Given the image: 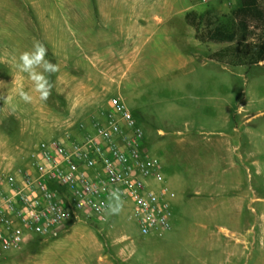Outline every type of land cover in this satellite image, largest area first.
<instances>
[{
    "label": "rangeland",
    "instance_id": "rangeland-1",
    "mask_svg": "<svg viewBox=\"0 0 264 264\" xmlns=\"http://www.w3.org/2000/svg\"><path fill=\"white\" fill-rule=\"evenodd\" d=\"M237 7L0 0V175L30 167L42 141H83L120 97L176 194L163 236L142 237L127 209L108 224L82 220L57 238L33 237L0 264H264V64L221 58L229 45L198 40ZM261 38L251 30L247 42ZM36 42L59 71L47 101L31 93L25 103L16 83L32 85L15 65Z\"/></svg>",
    "mask_w": 264,
    "mask_h": 264
},
{
    "label": "built area",
    "instance_id": "built-area-1",
    "mask_svg": "<svg viewBox=\"0 0 264 264\" xmlns=\"http://www.w3.org/2000/svg\"><path fill=\"white\" fill-rule=\"evenodd\" d=\"M217 2L230 8L235 0ZM146 136L120 97L112 98L103 123L83 141H42L30 167L0 175V262L33 237H59L71 223H109L110 193L118 190V213L129 209L144 238L173 229L176 194L159 160L148 157Z\"/></svg>",
    "mask_w": 264,
    "mask_h": 264
},
{
    "label": "trees",
    "instance_id": "trees-1",
    "mask_svg": "<svg viewBox=\"0 0 264 264\" xmlns=\"http://www.w3.org/2000/svg\"><path fill=\"white\" fill-rule=\"evenodd\" d=\"M194 19L189 14L186 21L195 27ZM251 30L262 34L260 43L248 44ZM198 33V40L202 43L229 45L215 53L221 58L227 57L235 63L264 64V0H238L230 22Z\"/></svg>",
    "mask_w": 264,
    "mask_h": 264
},
{
    "label": "clouds",
    "instance_id": "clouds-1",
    "mask_svg": "<svg viewBox=\"0 0 264 264\" xmlns=\"http://www.w3.org/2000/svg\"><path fill=\"white\" fill-rule=\"evenodd\" d=\"M48 49L43 43L36 42L33 45L32 50L23 51L18 57V61L15 65L18 72L21 74H27L28 80L31 82V90L25 91L22 82H17L18 77H14L13 80L16 83V92L20 100L25 103H31L34 100V96L31 93H35L40 101H47L51 95L52 83L49 77L59 71V66L46 59ZM11 97L4 98V102L10 101ZM110 203L107 205V209L111 214L118 213L121 210L122 202L120 193L118 190H114L110 193Z\"/></svg>",
    "mask_w": 264,
    "mask_h": 264
},
{
    "label": "crops",
    "instance_id": "crops-1",
    "mask_svg": "<svg viewBox=\"0 0 264 264\" xmlns=\"http://www.w3.org/2000/svg\"><path fill=\"white\" fill-rule=\"evenodd\" d=\"M214 3V2H213ZM217 3V2H216ZM156 18H158L157 17V15H154V20H156ZM160 22H163V19L162 18H160V20H159V22H157V23H160ZM189 26V25H188ZM191 29H193L191 26H189ZM195 36H196V33H195ZM196 38V37H195ZM130 110V109H129ZM131 111V110H130ZM132 112V111H131ZM132 114L134 115V117H135V113L134 112H132ZM137 120V119H136ZM139 124V123H138ZM140 126V125H139ZM141 127V126H140ZM142 128V127H141ZM167 184H168V181H167ZM169 185V184H168ZM71 231V229L69 230V229H66L63 233H65V232H70Z\"/></svg>",
    "mask_w": 264,
    "mask_h": 264
}]
</instances>
